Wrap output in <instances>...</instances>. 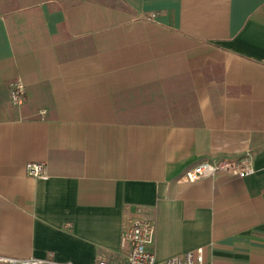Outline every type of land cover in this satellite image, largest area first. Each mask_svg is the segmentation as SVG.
Instances as JSON below:
<instances>
[{
	"label": "crops",
	"instance_id": "crops-1",
	"mask_svg": "<svg viewBox=\"0 0 264 264\" xmlns=\"http://www.w3.org/2000/svg\"><path fill=\"white\" fill-rule=\"evenodd\" d=\"M135 216L159 262L264 264V0H0V258L123 264Z\"/></svg>",
	"mask_w": 264,
	"mask_h": 264
},
{
	"label": "built area",
	"instance_id": "built-area-1",
	"mask_svg": "<svg viewBox=\"0 0 264 264\" xmlns=\"http://www.w3.org/2000/svg\"><path fill=\"white\" fill-rule=\"evenodd\" d=\"M26 86L20 77L9 83V100L15 107H20L25 101ZM44 113L45 111H41ZM25 173L38 180L47 179L45 162H29L24 166ZM254 168L248 158H223L217 162L202 161L184 170L181 179L194 182L202 178H212L219 172H225L238 178L252 174ZM155 228L152 221L142 217L128 218L120 238V247L126 249V260L123 264H217L204 258L201 247L172 256L163 262L156 259L154 253ZM0 264H74L58 263L53 259H4ZM97 264H108L99 260Z\"/></svg>",
	"mask_w": 264,
	"mask_h": 264
},
{
	"label": "rangeland",
	"instance_id": "rangeland-1",
	"mask_svg": "<svg viewBox=\"0 0 264 264\" xmlns=\"http://www.w3.org/2000/svg\"><path fill=\"white\" fill-rule=\"evenodd\" d=\"M123 232V231H122ZM122 248V247H121ZM122 249H124L125 251H126V249L125 248H122Z\"/></svg>",
	"mask_w": 264,
	"mask_h": 264
}]
</instances>
